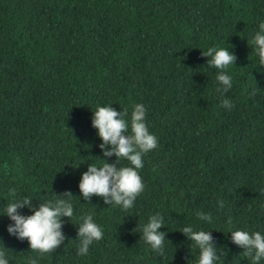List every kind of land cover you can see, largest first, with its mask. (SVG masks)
I'll use <instances>...</instances> for the list:
<instances>
[{
  "label": "trees",
  "instance_id": "16d2710c",
  "mask_svg": "<svg viewBox=\"0 0 264 264\" xmlns=\"http://www.w3.org/2000/svg\"><path fill=\"white\" fill-rule=\"evenodd\" d=\"M261 22L264 0H0V250L8 264H197L199 249L180 232L189 225L210 232L217 264H252L230 232L264 234V67L251 44ZM210 47L237 58L224 95L201 54ZM137 104L158 140L139 170L144 191L129 210L84 201L78 185L88 165L116 161L102 154L93 112L111 106L130 121ZM65 191L74 209L62 218L65 242L38 257L8 233L5 208ZM88 214L104 235L80 256L77 228ZM156 214L163 253L141 231Z\"/></svg>",
  "mask_w": 264,
  "mask_h": 264
},
{
  "label": "clouds",
  "instance_id": "9594fccd",
  "mask_svg": "<svg viewBox=\"0 0 264 264\" xmlns=\"http://www.w3.org/2000/svg\"><path fill=\"white\" fill-rule=\"evenodd\" d=\"M256 54L259 57L260 67H264V22L259 24V31L251 40ZM202 56L208 57L207 64L218 70L216 79L219 84L217 92L226 94L232 88V78L226 70L234 66L236 56L226 48L210 47ZM222 106L226 109L234 107L231 100L223 99ZM124 113L116 111L111 106H99L91 118L92 126L102 141L99 145L104 157H116L113 164L103 160L100 167L88 165L87 171L82 173L79 182V191L84 201L96 196L103 199L107 205L120 206L122 210L133 208L134 202L144 191V183L139 174L143 168V156L155 150L158 146L157 137L151 134L146 124V109L143 104H137L131 112L130 121L125 119ZM130 133V134H129ZM126 160L128 165L120 166V161ZM78 167V166H77ZM15 196V189L10 190ZM73 194L65 191L56 195L54 201L33 205L30 198H23L7 204L5 215L13 222L7 228L10 235L18 240H27L30 250L43 257L54 253L65 242L62 232L64 220L74 215L71 202ZM224 207L223 201L219 203ZM28 208L31 215H21L18 209ZM197 218L211 222L212 217L203 212L196 213ZM82 223L77 228V239L80 244L78 254L86 256L93 242L103 239V229L94 222L93 215L81 217ZM231 224V219L228 220ZM164 226L163 217L152 215L148 222L142 226V236L146 244L157 253H163L166 233L158 231ZM182 232L199 249L197 264H217L220 256L213 237L208 231H195L191 225L183 227ZM234 244L245 251L244 255L252 258V264H260L264 260V234L260 232L249 233L243 230L230 232ZM2 243V242H0ZM0 264H8L5 252L0 250ZM29 264H38V258H31Z\"/></svg>",
  "mask_w": 264,
  "mask_h": 264
}]
</instances>
